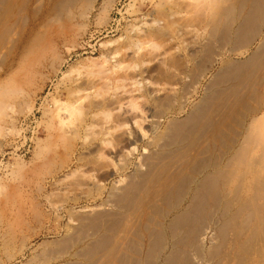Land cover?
<instances>
[{
  "label": "bare ground",
  "instance_id": "obj_1",
  "mask_svg": "<svg viewBox=\"0 0 264 264\" xmlns=\"http://www.w3.org/2000/svg\"><path fill=\"white\" fill-rule=\"evenodd\" d=\"M96 1L0 0V77L11 68L12 60L17 58L20 50L22 52L27 46H37L41 39L45 41L42 45L44 49L34 59L33 63L36 64L37 69L32 71L31 75L33 78L40 77L42 76L40 69L47 67L56 70L57 63L61 60H59L58 44L63 43L71 34L73 20L77 17L85 20L95 7ZM110 1L112 0H104L103 6L107 7ZM193 1L187 6L184 4L186 6H183L184 8H182L183 4L181 7L161 4L156 22L159 23L152 31V35L157 38L166 35L176 38L177 33L183 32L180 30L191 28L184 26L185 24H180L178 27L179 24L174 21L178 14L187 13V16L190 14L189 16L195 15V17L210 14L208 16L210 19L207 17L209 21L206 19L207 23L205 22L203 26L206 32L205 39H202L204 42L200 49L196 47V42L194 43L195 46L191 48L196 47L197 50L193 48L195 50L190 51L189 58L199 62L198 66L208 64L210 68L220 61V68L213 75L211 87L202 101L189 111L185 119L171 120L172 122L166 125L165 131L162 130L164 132L161 131L159 135L153 136V145L157 146L158 150L149 151L150 154L144 156L145 168H138L135 176L125 181L123 186L113 187L107 196L113 207L111 212L102 211L94 214V211L93 214L77 219L76 224L66 225L59 243L54 244L57 245L58 254H52L55 257H51L50 253L43 254L41 250L43 256L41 264H264V129L262 127L264 36L259 40L255 51L241 63L228 60L229 56L225 58V54H214L215 48L224 50L225 47L226 51L229 50L228 47L243 49L244 55L249 51V47L259 37L260 30L264 27V0ZM104 12L103 9L100 16H103ZM194 29L190 30L197 34V30ZM159 57L161 58V55ZM160 61L161 68L160 66L158 68L163 69L164 61ZM173 63L175 64V61ZM171 64L169 62L166 66L169 67ZM192 69L193 71L190 69L192 72L189 71L195 75L200 71L199 67ZM29 82L31 78H27L25 84L28 85ZM91 87L93 88V84ZM66 90L69 99L66 97L68 100H65V107H62V110H67L66 113L70 114L68 116L70 122L73 116L76 117L74 122H71V126H65L66 120L69 123V118L64 117L65 122H63L61 118L59 119L61 114L59 116L52 114L49 116L50 122L46 125L53 132L56 131V139L63 150V154L60 152L62 156L59 159L61 162L59 168L57 166L58 170L66 169L69 171L68 175L73 176L78 168L76 165L73 170L71 169L74 158H77L75 156L78 147L84 146L83 143L89 136L88 132L95 126L104 103L93 104L94 101H90V104L87 102L88 106L85 105L86 108H79L80 106L74 105L79 100L76 98L77 95H74L76 92L74 87L68 86ZM24 95L29 98V93L18 84H9V82L0 84V113L8 102H13L19 97L23 98ZM166 99L161 100L163 102L160 103L159 108L168 112V103L171 101ZM155 106L158 109V105ZM179 107L182 108L180 105ZM57 111L54 110L55 113ZM160 113L161 116H158L161 118L163 115L162 112ZM131 120L134 121V125L138 124L136 116ZM125 124L126 120H122L116 125L124 127ZM115 128L114 126L109 131ZM109 131L107 134L110 133ZM143 133L144 138L146 133ZM100 135L101 132L93 141H99ZM51 136L48 135L46 142L37 143L48 144ZM114 141L118 158H122L123 161V164H119L117 172L122 173L126 170L127 156L118 148L124 141H130L131 144L140 140L136 134L129 132L121 133ZM45 147L47 149L46 145L42 149ZM82 155L84 154H81L77 161L81 162L84 158ZM141 170L145 171L142 173ZM66 177L68 178L67 175ZM119 183L121 184V181ZM35 206L36 204L33 209ZM7 232H0V248L9 255L6 256V262L0 261V264L23 259L31 247L27 240H22L19 248L15 250V239L6 238ZM13 232L15 233L12 230ZM23 237L25 236H22V239ZM206 239L210 242L207 250L204 249L203 243ZM52 243L49 244L52 246ZM55 248L54 252H56ZM33 258L31 257L26 264H32L35 259Z\"/></svg>",
  "mask_w": 264,
  "mask_h": 264
},
{
  "label": "rangeland",
  "instance_id": "obj_2",
  "mask_svg": "<svg viewBox=\"0 0 264 264\" xmlns=\"http://www.w3.org/2000/svg\"><path fill=\"white\" fill-rule=\"evenodd\" d=\"M103 1H96L95 7L85 20H80L77 17L73 20L74 24L71 23V25L73 24L71 34L63 43L58 44L59 60L61 59L56 67L58 72L56 70L54 72L50 69L51 67H47L40 69L42 76L32 77V71L37 69L33 61L44 49L42 45H44L45 41L41 39L39 41L40 44L37 46H27L22 52L20 50L17 53V58L14 61L12 60L11 68L0 77V84L8 82L9 84H18L29 93V98L25 96L26 94L22 96L23 98H18L23 103L18 99L8 102L7 106L2 109V114L0 113V232L8 231L6 238L12 237V239H15V250L19 248L18 246L22 240H27L31 244L23 259L4 264H26L31 257H34L35 259H33L38 260L37 262L41 264L43 257L41 252L43 254L47 252L50 255L58 254L57 245L54 244L59 243L58 241L62 238L66 225H74V223H77V219L92 212L94 213V211V214L102 211L111 212L113 207L107 196H109L112 188L118 185L123 186L129 178L135 176L138 168H145L143 165L144 156L146 157L150 152L158 150L157 146L153 145L154 137L166 129L168 123L176 119V121L183 120V118L185 119L188 116L189 111L202 101L205 93L212 85L214 73L220 68V61L210 68L208 64V66L206 64L198 66L197 63L199 62L189 58L191 57L190 51L197 50V48L200 49L201 44L204 42L202 39H205L206 32L203 26L205 22L207 23L210 14H201V16L196 17L195 15L189 16L190 14L187 16V13H181L183 16L178 14V17L174 18V21L179 24L178 27L180 24H185L184 26H191V28L189 30L188 28L180 30L183 32L177 33L176 38H171V35H166L167 37L164 36L163 38H157L152 35V31L157 28L159 23L156 22L159 18L158 8L161 4L166 5L167 3V5L169 4L168 6L171 4V6L177 5V7H181L183 4L182 8H184L183 6H187L193 0H169V3L168 0H112L106 5L107 7L103 6ZM103 9L105 12L104 14L102 13L103 16H100V12ZM189 23H192V25ZM190 29L192 31L193 29L194 31L197 30V34ZM41 31L43 32L44 30L42 29ZM263 36L264 27L261 28L259 37L249 47V51L245 55L243 54V49L236 50L232 48L234 50L231 52L232 49L230 47L227 48V50L229 49L228 51H226V47L224 50L215 48L214 54H225V58L229 56L228 60L241 63L251 52L255 51L259 40ZM195 42L197 48L193 47L195 48L193 49L191 47L195 46ZM197 43L199 44L197 45ZM160 55L161 58L159 57ZM160 60L166 63H162L163 69H160ZM173 61H175V64ZM169 62L172 63L169 65L170 68L167 67ZM164 65L167 66L165 67ZM198 67L200 68V71L197 72L198 74L190 73L191 70L193 71L192 68L196 69ZM161 71H167L168 73L165 72L164 74ZM27 78H31V82L28 85L25 84ZM73 83L75 85L72 86L76 91H74V95H77L76 98L79 99L74 104L75 106L86 108L87 102L90 104L92 101H94L93 104H104L98 114L95 126L88 132L89 136L83 143L84 146L79 145L80 147H78L75 157L78 158L81 154H84L82 155L84 158L81 162L74 158L73 166L71 165L72 170L77 165V170L79 169L80 171L76 170L77 173L70 176L68 175L69 171L66 169L58 170L61 162L59 159H61L63 150L56 139V131L53 132L50 127L47 128L46 123L50 122L49 116L52 114H57L58 116L61 114L59 119L61 118L63 122H65L66 117V119L69 118V123L74 122L73 120L76 117L73 118V116L70 122V117H68L70 114L66 113L67 110H62V107H65V100L69 99L65 92L67 91L66 88L68 86L72 87L71 84ZM92 84L93 88L91 87ZM166 97H168V101H171L169 102L170 104L168 103V108L166 107L168 112L159 108L160 103L163 102L161 100L166 99ZM262 98L264 101V95ZM27 101L28 103H26ZM31 105L33 106L31 107ZM123 105L124 107H122ZM155 105H158V109ZM154 109H157L156 112ZM54 110L57 112L55 113ZM157 111L159 113L162 112L163 116L161 118V113L159 114ZM134 116L138 120V124L135 125L133 124L134 121L131 120ZM121 119L126 120V126L117 127L122 122ZM262 120L264 129V119ZM66 122L68 123V120ZM66 122L65 126L72 125V123L67 124ZM55 123L54 125L57 126V123ZM114 126L116 128L109 131ZM105 130L110 133L107 134L108 131L104 132ZM99 132H101L103 138L100 135L99 141H93L94 137H98ZM129 132L136 134L140 141L132 142L131 144L130 141L121 143L118 149L123 151V155L127 156V163L126 170L118 173L117 168L119 164H123V161L122 158H118L114 139L121 133L127 134ZM142 133H146L144 138ZM48 135L52 137L48 144L37 143L40 141L46 142ZM45 145L47 149L46 147L42 149ZM97 148H100V151ZM89 149H92V151H89ZM118 159L120 160L118 161ZM141 171L143 173L145 170ZM50 177L51 179H49ZM120 181L122 185L119 183ZM34 203L36 206L33 209ZM36 213L37 215H35ZM37 227L40 229H37ZM12 230L15 233H12ZM10 233L13 235H10ZM22 236L25 237L22 239ZM206 240L203 241L207 247L204 246L205 250L210 246V242H208V239ZM49 243H52V246ZM54 248L56 252H54ZM1 250L2 248H0V261L6 262V256L9 253L5 254V251L2 250V252ZM10 252L12 253V251ZM53 255L51 257H55ZM34 260L32 264H38ZM195 262H197V259H195Z\"/></svg>",
  "mask_w": 264,
  "mask_h": 264
}]
</instances>
